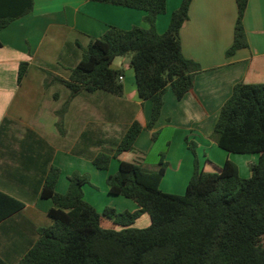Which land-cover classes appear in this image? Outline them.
<instances>
[{"label": "crops", "instance_id": "obj_1", "mask_svg": "<svg viewBox=\"0 0 264 264\" xmlns=\"http://www.w3.org/2000/svg\"><path fill=\"white\" fill-rule=\"evenodd\" d=\"M181 2L166 0V10L155 22L158 33L166 31ZM12 8L20 9V5ZM144 15L143 11L91 0H32L29 13L0 30V264H17L37 238L38 229L51 225L47 213L53 205L40 196L48 160L60 171L55 187L58 194L66 193L68 176L78 171L77 167L82 171L88 168L102 181L100 197L101 192H107L100 199H110L98 208L100 213L105 207L116 211L113 200L120 202L124 211L137 209L133 201L108 194L110 165L107 170H97L89 160L78 162L110 151L138 113L145 122L149 120L151 103L138 97L129 62L126 64L123 56L111 64L123 73L119 97L104 91L70 96L60 80L68 79L91 39L100 38L108 26L147 28ZM236 17L235 0H192L189 5L188 19L179 32L181 52L198 63L201 72L194 78L192 91L182 99L177 100L167 89L156 124L140 132L134 150L125 156L127 162L144 165L150 152L154 151L155 158L165 153L168 168L161 190L168 186L185 192L194 165L185 139L196 144L195 157L204 172H216L230 160L237 165L239 176L245 177L238 158L226 155L210 139L233 86L242 80L257 83L264 77V0H247L242 20L247 47L226 57ZM21 62L27 63V70L18 83ZM35 75L40 76L39 81L33 80ZM246 160L239 159L244 169ZM244 175L249 177L250 172L245 169ZM15 202L22 207L14 210ZM139 220L150 224L143 214L132 227ZM101 222L106 228L119 229L112 220L102 218Z\"/></svg>", "mask_w": 264, "mask_h": 264}, {"label": "trees", "instance_id": "obj_2", "mask_svg": "<svg viewBox=\"0 0 264 264\" xmlns=\"http://www.w3.org/2000/svg\"><path fill=\"white\" fill-rule=\"evenodd\" d=\"M91 1L143 11L148 26H108L100 38L89 41L68 79H59L70 96L104 91L119 97L123 86L118 78L123 73L111 64L117 57L130 55L137 95L151 103L150 118L145 122L138 113L118 143L90 161L97 170H107L111 159L117 162V171L106 179L108 194L133 201L137 209L117 213L105 207L98 213L84 200L82 188L90 184L88 176L77 172L68 176L66 193L58 194L60 171L48 160L40 196L53 205L47 213L51 225L38 229L37 238L17 264H264V77L257 83L242 80L233 86L210 135L227 153L259 155L249 165L250 177L241 178L230 160L216 172H204L195 157L196 144L185 139L194 156L185 192H162L164 154L150 169L125 161V156L134 150L140 132L156 124L167 89L180 100L192 91L194 78L201 72L198 63L182 55L179 37L192 0H182L164 33L157 32L155 22L165 12L166 0ZM17 4L20 9L12 8ZM235 4L233 43L226 57L247 47L242 24L247 0H235ZM31 10L32 0H0V30ZM26 70L27 63L21 62L18 83ZM155 137L153 133L152 140ZM21 207L16 203L14 210ZM143 214L150 224L143 229L132 227ZM102 218L112 220L119 229L104 227Z\"/></svg>", "mask_w": 264, "mask_h": 264}, {"label": "rangeland", "instance_id": "obj_3", "mask_svg": "<svg viewBox=\"0 0 264 264\" xmlns=\"http://www.w3.org/2000/svg\"><path fill=\"white\" fill-rule=\"evenodd\" d=\"M125 59H126L125 63L128 64V62H130V55L125 56ZM35 64L38 65V61ZM129 65H130V63H129ZM131 71H132L131 73L133 74V78H134V72H133L132 68H131ZM39 79H40L39 75H35L33 77L34 81H39ZM260 80L262 81V79H260ZM131 82L134 83V80L132 79ZM256 82H258V81H256ZM127 83H130V81H128V79H127ZM224 153L226 155L228 154L227 152H224ZM161 154H164V162H166L165 153H161ZM230 154L232 155V157H234V159L238 158V162H239L238 164L240 166L239 167L240 171H241L242 175L245 176L243 178L244 179L249 178L250 176L247 177L248 175H244V171L246 169V171L250 172V170H249V165L250 164L248 162L252 161V158H253L254 159L253 160V162H254L253 164H255L257 162V160H258L257 158L259 157V155L258 154H234V153H230ZM160 155L156 156V158H155L154 157V151L150 152L148 154L147 160L144 161L145 162L144 166L146 168L148 167L149 169L150 168H155L157 163L159 162ZM245 157H249V158H245ZM239 159L240 160L249 159V160L245 161V163H246L245 164V169L242 167V162L239 161ZM88 160L90 161V159L88 157H84V158H79L78 162L79 163H86V162H89ZM116 163L117 162L115 160H113V159L110 160V164L109 165H110V167L112 169V172L109 173L110 175L114 174L117 171V168H116L117 166H115V165H117ZM166 168H168V165H166ZM76 170H78V171H76L77 173H79L81 175H86L89 178V183L90 184H87L83 188L84 200L87 203H89L91 206H92V204H94V206H96V208H97L96 210L100 213L99 210H101V209H98V208L100 206H105V203L107 201H110V199H108L107 197L105 199L103 198L102 200L100 199L102 197V195H107V192H105V193L101 192V197H100V185L99 184H101L102 181H100L98 179V176H94L91 173H89L90 171H88L89 170L88 168L87 169L84 168L83 169L84 171H82V169H78V167H77ZM79 170H81V171H79ZM241 178H242V176H241ZM162 190H164V191H162ZM162 190H161L162 192L169 193V194H174V195H183L184 194V191H178L177 189H170V187H168V186L162 188ZM120 199H123V198H120ZM111 203L115 206L117 213H120V212L124 211V209H122L123 208L122 205H120V202H118L117 200H113ZM146 227H147V225L144 222H142V220H139V221H137V224H136L135 228L143 229V228H146Z\"/></svg>", "mask_w": 264, "mask_h": 264}, {"label": "built area", "instance_id": "obj_4", "mask_svg": "<svg viewBox=\"0 0 264 264\" xmlns=\"http://www.w3.org/2000/svg\"><path fill=\"white\" fill-rule=\"evenodd\" d=\"M118 79H119V81H121L122 80V77H119Z\"/></svg>", "mask_w": 264, "mask_h": 264}]
</instances>
